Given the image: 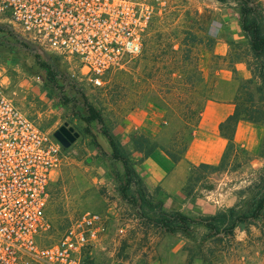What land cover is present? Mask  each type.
Returning a JSON list of instances; mask_svg holds the SVG:
<instances>
[{
    "label": "rangeland",
    "instance_id": "obj_1",
    "mask_svg": "<svg viewBox=\"0 0 264 264\" xmlns=\"http://www.w3.org/2000/svg\"><path fill=\"white\" fill-rule=\"evenodd\" d=\"M242 5L248 21L264 34V0H167L145 32L141 54L104 75L100 86L84 79L71 59L50 54L14 27L0 24L7 97L42 130L54 132L66 124L78 134L62 149L47 214L57 231L83 211L101 214L103 231L85 253L87 264H165V246L173 251L165 258L167 264H264V207L258 217L249 218L264 194V86L257 77L263 59L254 58L242 30L240 42L224 41L218 34L224 15L236 14L239 22ZM201 50L209 54L203 77L195 72ZM202 95L230 104L232 112L238 108L239 120L255 128L254 147L233 141L227 150L223 138L219 161L209 164L219 165L218 170L191 173L192 167L207 163L190 166L185 183L173 194L145 184L140 177L166 174L198 129V124L191 126L186 108L181 113L187 123L163 99L188 101ZM94 114L99 119H92ZM103 132L128 154L137 176L134 183L127 184L122 166L111 159ZM146 158L151 167L139 173ZM174 212L193 222H174ZM163 218L167 228L159 225ZM200 220L212 227L198 224Z\"/></svg>",
    "mask_w": 264,
    "mask_h": 264
},
{
    "label": "built area",
    "instance_id": "obj_2",
    "mask_svg": "<svg viewBox=\"0 0 264 264\" xmlns=\"http://www.w3.org/2000/svg\"><path fill=\"white\" fill-rule=\"evenodd\" d=\"M167 0H0V24L71 59L93 86L138 57ZM63 147L5 93L0 67V264H87L102 216L83 211L62 231L47 214Z\"/></svg>",
    "mask_w": 264,
    "mask_h": 264
},
{
    "label": "crops",
    "instance_id": "obj_3",
    "mask_svg": "<svg viewBox=\"0 0 264 264\" xmlns=\"http://www.w3.org/2000/svg\"><path fill=\"white\" fill-rule=\"evenodd\" d=\"M218 34L221 36L220 39L224 41L226 38H228V41L231 40L234 42L244 40V35L241 31L236 14L228 13L223 16V21L219 24ZM197 67L202 74L208 72V52L201 50L198 54ZM238 70L244 71L243 68H238ZM231 112L232 108L230 104L215 100L208 101L201 113L197 125L198 129L190 137L182 157L173 164L168 172L162 177H140L142 181L147 185L154 184V186H158L163 193L173 194L185 183L190 166L200 162L207 164L217 163L225 146V140L219 135V124L222 123ZM155 116L159 121L162 118L160 113L155 114ZM165 123L166 122H163V124ZM131 128L133 131H136L139 126L137 124H132ZM254 133L255 128L252 125L246 121L239 120L235 127L233 141L252 149L255 144L253 141ZM133 152L134 151H132V153ZM150 162L151 160L148 158L141 160L139 173H143L141 169L142 167H148L149 165L151 167ZM159 246L164 247L162 244H159ZM172 252L171 248L166 249L165 246L163 253L161 254L165 264H167L165 258L170 256Z\"/></svg>",
    "mask_w": 264,
    "mask_h": 264
},
{
    "label": "trees",
    "instance_id": "obj_4",
    "mask_svg": "<svg viewBox=\"0 0 264 264\" xmlns=\"http://www.w3.org/2000/svg\"><path fill=\"white\" fill-rule=\"evenodd\" d=\"M239 1L242 2V0H239ZM247 15H248V12H247L245 6L242 5V8H241L240 14H239V25H240L241 30L247 35L249 49H250L251 53L254 55V58H262L263 59V61L260 62L259 66H257V70H258L257 77L259 78L261 85L264 86V34L262 33L260 26L257 23L248 21ZM157 45L159 47L160 43H158ZM195 72L198 74V76L203 77L201 72L199 71V69L197 67V64L195 67ZM213 99H215L214 96L208 95V96L204 97L202 95V97H200L199 99L194 98V99H190L188 101H185V100L180 99V98L173 100V101H167V102H165V100L163 99V101H164V104H167V106L169 104L174 105L175 108H177V110L179 111L177 118L180 119L181 122H185V123H187V121H185L184 119H186L187 116L185 117L184 114L181 113V111L184 108H186L190 114L189 119H191V121L193 122V123H191V126L196 127V125L198 124V122L200 120V116H201V113L203 111L205 104L208 101L213 100ZM240 113H241L240 110L235 107L232 114H230L222 123L219 124L218 129H219L220 135H221V137H223L227 141V144L225 146V149H227V150H229L233 147V144H234L233 135H234L235 124L240 119L239 118ZM92 119H99V116L94 114ZM262 119L264 122V115H263ZM247 120H252V119L248 117ZM226 126H228L227 128H229V126H231L229 133L225 132L224 127H226ZM103 135L105 136L107 143L111 149V155H110L111 159L119 162L120 165L122 166L123 170H124V173L126 176L125 179H126L127 184L134 183V181H137V176L135 175V171L133 169V166H132V163L130 161L128 154L125 153V151L121 148L119 142L114 140V138L110 134H108V132H103ZM262 152L264 154V141L262 144ZM177 160H178V158L174 159L173 162H175ZM221 164H222V162H221ZM201 168H206V169H209L212 171H216L219 169V165L217 166V165H209V164H199L198 166L192 167L190 172L192 173L193 171L201 169ZM190 179H191V177L189 175V177H187V183L191 181ZM263 183H264V178H263ZM120 194L123 198H125L124 190H120ZM130 200H129V202H130ZM131 203H133V201H131ZM263 207H264V194L256 201L255 206H254L249 218L258 217L260 215ZM171 218H173L174 222H177L179 224L193 222V221H190V219H188L186 216L182 215L180 212H174L171 215ZM243 218H245V217L239 218L240 220H238V221H241V219H243ZM246 218H248V217H246ZM197 222H198V224L203 223V225L206 227H209V228L212 227L208 223H205V221H203V220L202 221L200 220ZM159 225L167 228L169 226V223L165 218H163L160 220ZM236 225H237V222H234L230 226L231 229H233Z\"/></svg>",
    "mask_w": 264,
    "mask_h": 264
},
{
    "label": "water",
    "instance_id": "obj_5",
    "mask_svg": "<svg viewBox=\"0 0 264 264\" xmlns=\"http://www.w3.org/2000/svg\"><path fill=\"white\" fill-rule=\"evenodd\" d=\"M53 137L63 148H66L78 137V134L71 127L63 124L53 132Z\"/></svg>",
    "mask_w": 264,
    "mask_h": 264
}]
</instances>
